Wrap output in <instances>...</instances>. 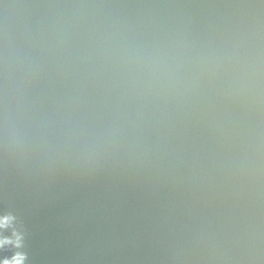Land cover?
Masks as SVG:
<instances>
[{
  "label": "clouds",
  "instance_id": "9594fccd",
  "mask_svg": "<svg viewBox=\"0 0 264 264\" xmlns=\"http://www.w3.org/2000/svg\"><path fill=\"white\" fill-rule=\"evenodd\" d=\"M0 173L71 264H264V0H0Z\"/></svg>",
  "mask_w": 264,
  "mask_h": 264
},
{
  "label": "water",
  "instance_id": "95a60500",
  "mask_svg": "<svg viewBox=\"0 0 264 264\" xmlns=\"http://www.w3.org/2000/svg\"><path fill=\"white\" fill-rule=\"evenodd\" d=\"M14 211L28 232L29 264H71L66 257L64 199L14 186L0 173V212Z\"/></svg>",
  "mask_w": 264,
  "mask_h": 264
}]
</instances>
